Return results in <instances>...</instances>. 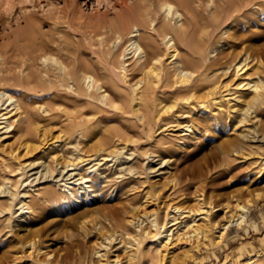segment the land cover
I'll return each instance as SVG.
<instances>
[{"label": "rangeland", "instance_id": "1", "mask_svg": "<svg viewBox=\"0 0 264 264\" xmlns=\"http://www.w3.org/2000/svg\"><path fill=\"white\" fill-rule=\"evenodd\" d=\"M157 1L0 0V90L36 112L31 122L35 130L28 141L35 149L20 159L36 166L18 167V160L6 157L20 123L11 117L9 131L0 129V160L5 158L11 166L0 170V264H37V260L96 264L97 257L87 248L99 235L91 223L84 233L83 220L98 222L108 234L110 223L122 224L140 209L161 213L172 205L184 216L199 204L233 202L234 195L263 191L264 99L252 104L246 114V104H239L250 96L245 91L216 93L214 101L209 97L199 105L185 90H157L146 123L139 117L141 111L133 113L135 102L123 98L133 93L121 80L120 54L128 39L125 33L138 26L143 31L138 41L148 52L156 47L159 54L165 53L163 35L174 37L177 51L182 59L192 60L189 66L195 74L215 72L217 65L208 66L213 58L234 63L248 54V67L259 61L264 64V0H169L184 15L187 45L181 36L177 40L172 29L181 22L157 12ZM162 19L170 24L171 34L167 28L160 29ZM119 34L121 42L115 40ZM152 37L157 46H152ZM41 41L45 47L48 43L49 53L43 49L35 54ZM194 48L201 49L200 55ZM52 57L66 65L64 72H59ZM126 61L130 75L136 59ZM84 70L111 98H102L96 91L83 95ZM45 71L60 73L57 79L50 76L54 85L48 83ZM257 80L264 84V75ZM35 86L45 92H33ZM118 94H123L122 99H117ZM241 94L247 97H240L236 104L235 97ZM160 101L161 106L173 109L157 119ZM141 110L146 113L145 107ZM218 111L219 120L207 119ZM42 130H46L44 135ZM44 190L52 196L43 197ZM215 208L214 214L222 218L220 206ZM29 238L40 243L39 253L27 247L25 239ZM118 247L115 241L111 250L116 251L108 256L113 259L116 254L123 262L125 253ZM178 262L264 264V197L250 207L240 226L228 227L220 241L210 234L199 250L192 248L177 261L163 264Z\"/></svg>", "mask_w": 264, "mask_h": 264}, {"label": "bare ground", "instance_id": "2", "mask_svg": "<svg viewBox=\"0 0 264 264\" xmlns=\"http://www.w3.org/2000/svg\"><path fill=\"white\" fill-rule=\"evenodd\" d=\"M183 3H185V2H183ZM157 6H158L157 12L164 13L166 16H168V18L170 16H172V17H174L172 19H175V21L181 22L177 26L174 25L172 27V29L175 31V35L177 36V40H178L179 36H181L180 41L182 42V44L187 45L188 40L186 39V35H187L188 30H185L183 28L181 16L184 17V15H181V13H180L181 10L179 9L180 10V12H179V10L175 7L176 5L174 6V4H171L169 2V0H158ZM184 10H185V8H184ZM149 12L152 13V10ZM154 12H156V11L153 10V13ZM186 12H188L187 9H186ZM191 14H192V12H191ZM159 15H160V13H159ZM151 16H153V15H151ZM133 20H135V19H133ZM155 20H156V18H155ZM155 20H154V22H155ZM157 20H158V18H157ZM127 22H129V21H127ZM154 22H152V24H155ZM137 24L138 23H136L135 25H137ZM140 25L143 26V24H140ZM159 25H160V29H162V30L167 28V31L169 33L168 29L171 28L169 23L164 22L162 19V21H160ZM119 26H120V24H119ZM142 26H139V27H142ZM133 27H132V29H133ZM137 27H134V29L131 31L128 30L129 32H127V34L125 33V36L127 35L128 39L126 38L127 41L126 40H124V41L127 43L124 42L126 45L125 46L123 45L124 47L121 46V47H123V49L121 50V54H120L121 60H122L120 62L121 63V70H120L121 71V80L123 81V83L129 85V87L133 93L131 96H128L126 94L125 95L122 94V95L124 96L123 98L125 100H130V101L135 102L137 107H135V109H133L134 110L133 113H138L139 111H141L139 117L141 119L146 120V123H148V121H149V117H148L149 112H150V109L152 108L153 97H154L155 91H157V90L160 92L163 90H167V91H169V90H171V91L172 90H179V91L185 90L187 93L191 94L192 97L194 95V98H196L199 105H204L205 100L208 99L209 97L211 98L212 101H214L215 99H213V95H215L216 93L221 95V93L226 91V92L231 93V95H233V94H236L239 92L242 93V91H245L250 96L247 97V96H245L246 94L245 95L241 94L237 98L235 97V100H238L235 103L237 104L239 102L240 97H244V96L247 97V99H243L241 101V103H239V104H246L247 108L243 111L246 114H248L249 108L252 104H261L262 103V100L264 99V84L263 83L258 84V80H257L258 78L261 79L262 75H264V66H262L264 64L261 61H259L258 64H254V65L248 67L249 58H250V56L248 54H246L242 59H238L234 63L231 61H227V59H225L224 61H221V63H220L219 62L220 59H214L213 58V60H210L211 62L209 63L208 66H210V67L213 66V68H214V66L217 65L218 67H216L215 72H213L211 74H207L208 73L207 72L205 74V73H202V71H201L202 69H201L200 70L201 72L198 71V73L195 74V72L190 70L192 66L191 67L189 66V63L192 60L188 62L187 60L182 59L179 52L177 51L176 42H175V40H173L174 37L171 36L172 37L171 38L170 36H168V34H164V32L163 33L161 32L160 35L164 34L162 37V43H163V46L165 49V53L159 54V51L158 52L156 51L157 50L156 47L154 48V50H155L154 52H148L147 49L145 47H143L142 44L140 43L141 41H138L140 38V35H142L141 32H143V31L140 32ZM119 29H121V28L119 27ZM165 31H166V29H165ZM158 33H157V35H158ZM172 33H174V32H172ZM120 34L118 36V40L115 39L117 42L118 41L121 42L122 38H121ZM169 34H171V33H169ZM148 35H149V33H148ZM160 35H159V37H160ZM123 37H124V35H123ZM150 38H151V34H150ZM152 38H153V43L151 42L152 46H157L158 45V43L156 41L157 39L155 37H152ZM122 42H123V40H122ZM47 45H48V43L46 44V47H47ZM46 47L44 46L43 42L42 43L39 42L37 45L36 51H34V50L33 51L36 54L39 51L41 52V50L45 49ZM117 47H119V46H117ZM57 48H59V47H57ZM196 49L197 48H194L193 52L196 53V51H198L197 53L200 55L201 49H199V50H196ZM45 50H48V49H45ZM212 51H214V50H212ZM48 53H49V50H48ZM131 57H134L136 59V62L132 63L133 65L129 69L130 70V75H129L126 73L127 72V66L129 65V63H127V61H126L127 64H125V60L130 59ZM44 59H45V57H44ZM51 59H53L55 61V63H57L59 65V70H60L59 72L60 73L65 71L66 65L64 63L57 62L56 58H53V57ZM166 59L169 60L167 65L165 64ZM84 71L86 72V70H84ZM60 73L59 74L53 73L54 75H52V74H49L48 71H45L44 74L47 75V77H48V83L50 85H54V82L52 80H50V76L52 75L55 77V79H57L59 77ZM136 73L138 74V76L140 75V77L135 78ZM224 77L225 78L227 77L226 80H221V78H224ZM29 79H32V78L29 77ZM83 80L86 83V85H85L86 90L84 92L85 94H83V95H91L92 91H96V92L100 93V96L102 98H107L110 96L109 93L107 92V89L102 84L98 83L91 75H88L87 72L84 73ZM121 89L122 88H120V90ZM203 89H204V92L198 94L200 91L202 92ZM32 91L41 93L43 91L45 92V89L41 88L39 86H35L34 88H32ZM196 93H197V95H196ZM77 94L80 95L81 93L77 90ZM122 95H120V94L116 95L117 99H120V98L122 99ZM110 98H111V96H110ZM47 99H49V98H47ZM78 100H80V99H78ZM82 102L84 103L83 100H82ZM93 102L95 103V101H93ZM111 103H113V102H111ZM121 105H123V104L121 103ZM130 105H131V103H130ZM158 105H159V110L157 109V111H158L157 119L161 117L160 115L166 114L167 112L170 111V109H173L172 106L171 107L165 106V104L161 106V101L158 103ZM140 106H142L143 109L145 107L146 113L142 112V110H141L142 108H140ZM46 111H47V109H46ZM46 111H44V114L47 113ZM129 111H130V109H129ZM34 114H36V112L22 106V104L19 103V101L17 99L13 98L6 91L0 90V119L5 120V121L3 120L4 122H2V123H4V125L2 124L0 126V129L4 128L5 129L4 132H6V130L9 131L8 129L12 126L10 124H8L7 121H9V119L11 117H14V119H13L14 123H20V125L17 127V130H16L17 134L15 133V137L11 141V144H10V146H12V145H14V146L9 147V148L7 147L8 150L6 151L7 155H8L6 157H8L9 159L11 158L12 160H18V162L16 161L19 164L18 167H20L21 165H23V167L24 166L29 167V166L34 165L33 161H26V160H24L22 162L20 161V159L27 156L28 154H30L35 149L28 142L32 132L35 130L34 128H32V125H31V122L33 120L32 115H34ZM219 115H220V112L218 111V115L209 116L207 119L208 120H219L220 119ZM252 118H255V115L252 116ZM101 119H103V118L101 117ZM141 119H140V121H141ZM160 119H162V118H160ZM223 119L224 118H222V120ZM243 120H240L239 122H242ZM98 122H99V120H98ZM169 123H170V121H169ZM169 123H167V124H169ZM112 132H113V130H112ZM42 133L44 135L46 133V130H42ZM102 143H103V140H102L101 144ZM99 144H98V147H99ZM4 146L2 147V150H4L3 149ZM19 146L22 147L21 152L16 154V150L19 148ZM88 159L89 158L87 157V160ZM1 160H0V162H1ZM72 165H76V164H68L67 166H72ZM34 166H36V165H34ZM9 167H11L10 164L8 163V161L5 162V158H4L3 161L0 163V170L6 169ZM68 170H73V168H69ZM23 171H24V169H23ZM77 179L84 180L86 178L79 176ZM262 189H263V191H261V192L260 191H255L254 193L249 192L246 194L245 197L234 195L235 199L233 202L227 201L225 203H221V204H217V205L213 204L212 202H207L204 204L205 206H203V204H199L196 209H193V208L188 209L186 211L187 213L184 216H180L181 212H179V209L177 207L172 206V205L165 206L163 209H161V213L154 211V210L146 211L145 209H140L139 211L137 210L138 212L136 214H133V216H131L130 218L125 219L122 224H118L116 222L110 223L109 224L110 230L108 231V234H106V232H103V231H106V230H103L104 226H102L98 222L92 223L91 222L92 219L81 221L80 227L83 229L84 233L87 234L88 228H90L89 226L91 223V226L97 231V234L99 235L96 239L97 241L94 242L93 246L90 248L89 247L87 248V251H89L91 249L93 251V254L97 257L96 264H163V263H172V262L177 261L180 255H186V253H188L192 248L199 250L202 245H206V241H207L210 234H212L215 241L218 242L221 240L224 232L226 231V229L228 227L240 226L245 221L250 207L257 200L264 197V187ZM13 196L14 195H12V197L10 199H12ZM42 196L43 197H51L52 192L48 191V190H44V192L42 193ZM0 203L2 204V202H0ZM199 203H200V201H199ZM216 206H220L221 210L224 212V215L222 218H220V217H218V215L214 214V210L216 209L215 208ZM135 208H137V207H135ZM227 212L229 213L228 215H227ZM184 217H187L188 219H183ZM222 220L224 221L223 223H221ZM143 222H146V224H144ZM115 241H116V244H118L119 247L125 253L124 257H123L124 258L123 262H121L118 259L116 254L113 255L114 256L113 259H110L108 256V254L114 253V251H116V250H111V248H113V243ZM25 243L27 244V247L29 249H31L35 252L37 251V253H39L40 250L42 249V247L39 246L40 243L39 242L36 243L34 238L25 239ZM97 248H99V250ZM101 250H104V252L101 253L100 252ZM37 264H48V261L37 260ZM176 264H180V263L178 262Z\"/></svg>", "mask_w": 264, "mask_h": 264}]
</instances>
